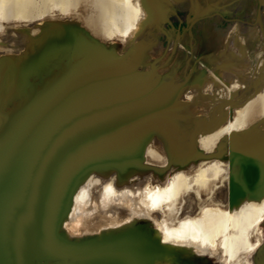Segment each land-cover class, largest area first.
Masks as SVG:
<instances>
[{
	"label": "bare ground",
	"instance_id": "obj_1",
	"mask_svg": "<svg viewBox=\"0 0 264 264\" xmlns=\"http://www.w3.org/2000/svg\"><path fill=\"white\" fill-rule=\"evenodd\" d=\"M175 1L0 0V264H148L146 235L110 234L138 219L162 259L264 264V63L249 77L234 30L204 79L155 66L144 32Z\"/></svg>",
	"mask_w": 264,
	"mask_h": 264
},
{
	"label": "rangeland",
	"instance_id": "obj_2",
	"mask_svg": "<svg viewBox=\"0 0 264 264\" xmlns=\"http://www.w3.org/2000/svg\"><path fill=\"white\" fill-rule=\"evenodd\" d=\"M260 3H264V0H179L170 2L165 7L168 11L166 18L159 21L160 23L155 22L147 26L145 29V36L157 40L154 50L149 52L147 58L156 56L154 57V61L156 62L155 66L158 68L161 67L163 61H166L163 69L165 71L167 69V72L170 67L173 70L176 67L178 70L176 73L177 77L183 78L190 85L195 78L200 77V79H204L211 72L214 73L218 70L219 66L223 64L222 56L226 50L227 39L229 40L232 36L231 33L235 30L251 62L248 75L251 78H255L259 66L264 63V6H261ZM55 18L64 19L63 16L59 15H56L53 19ZM16 28L17 30H14L13 34L18 33L19 29H22L23 26L16 25ZM37 30H41V28L38 27ZM10 36L13 37V35ZM120 44L121 41H118L114 45L109 44L107 47L110 50L114 47L120 50ZM127 52L124 49L120 50L121 56L130 62L129 59L133 56L127 57ZM124 65L126 64L124 63ZM255 93L253 91L250 93V96H254ZM260 121L257 123L256 121L250 122L252 124L251 131L257 127H261L262 131H264V123ZM235 133L233 132V134ZM233 137L226 138L228 148L233 143ZM31 153L35 154V151ZM24 156L23 166L34 162L33 155L29 157V153H26ZM229 173V178H232L233 170H230ZM31 203L28 200L26 206H31ZM105 230L110 232L108 228ZM156 231H159V229L153 219H138L127 224L124 229H119L115 232L111 231L110 234H113L115 237L128 235L133 232L138 235H146L144 240L149 243L144 249L148 251V264H220L216 257L211 258L207 255H196L193 258H188L187 256L176 257L174 255L175 257L162 259L160 254L157 255L155 251L150 249L152 244L156 243ZM60 233H63V231ZM260 233H264V225L261 227ZM59 236L61 235L59 234ZM91 236V240L87 239L83 242L85 248H88L89 243L96 242V235ZM108 239L109 236L106 237L105 241H101L100 243H109ZM138 239L142 240L141 238ZM112 242L114 240L110 241V243ZM161 243L163 242L161 241ZM71 244L72 246H69V249L73 252L74 246H78L80 243L73 237ZM112 247L115 248L117 246L114 245ZM157 247H161V244L158 243ZM262 247L264 249V244ZM138 252H141V249ZM69 253V250L60 251L57 249L54 256L52 254L47 255L52 256V259L46 258L35 263L23 259L22 262H17V264H82L84 262L86 255L71 258ZM260 255L264 256V251H261Z\"/></svg>",
	"mask_w": 264,
	"mask_h": 264
},
{
	"label": "water",
	"instance_id": "obj_3",
	"mask_svg": "<svg viewBox=\"0 0 264 264\" xmlns=\"http://www.w3.org/2000/svg\"><path fill=\"white\" fill-rule=\"evenodd\" d=\"M261 6H264V3H260Z\"/></svg>",
	"mask_w": 264,
	"mask_h": 264
}]
</instances>
